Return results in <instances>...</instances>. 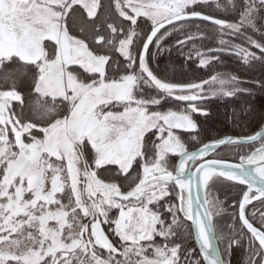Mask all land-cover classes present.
Instances as JSON below:
<instances>
[{"label":"snow or ice","instance_id":"obj_1","mask_svg":"<svg viewBox=\"0 0 264 264\" xmlns=\"http://www.w3.org/2000/svg\"><path fill=\"white\" fill-rule=\"evenodd\" d=\"M213 4L225 18L205 13ZM204 22L219 46L193 43L198 67L222 54L264 65V0H0L12 80L0 89V264H231L234 246L264 264V213L260 227L246 213L264 205V131L204 143L193 118L210 114L209 98L251 89L232 73L169 80L148 58L173 36L183 54ZM169 101L176 110H160ZM220 146L239 162L212 155ZM225 182L245 187L218 234Z\"/></svg>","mask_w":264,"mask_h":264},{"label":"trees","instance_id":"obj_2","mask_svg":"<svg viewBox=\"0 0 264 264\" xmlns=\"http://www.w3.org/2000/svg\"><path fill=\"white\" fill-rule=\"evenodd\" d=\"M224 3L225 0H221ZM206 14H212L216 18H225L226 13L223 11L219 14L214 13L212 10L204 9ZM206 28L207 32L201 38L196 39L194 42H189L183 49L181 54L180 47L175 44L176 37L169 38L166 44L165 51L157 55L154 59L149 55L151 61L150 66L157 72L158 75L165 77L169 80L182 81V82H199L202 79H208L216 73H232L242 81L241 87L251 89L249 93H237L235 96L229 98H209L204 102V106L210 112L209 115H196L193 117L199 125V137L202 142L207 143L212 140L221 139L225 136L246 137L255 134L264 124V87H260L256 81H264V65L259 62L253 63L251 67L245 65L243 61L232 54H222L219 60L212 62L209 66L198 67V60L194 57L188 59L189 50L195 43L200 51H206L208 48L216 47V38L211 36L209 29L212 26L206 24L201 25ZM200 37V36H199ZM257 39L259 37H256ZM180 39H184L183 36ZM171 46V50H167ZM118 56V54H117ZM122 59V58H120ZM7 85V84H6ZM17 87L20 91L26 92L27 89L23 83L18 84ZM207 85H205V88ZM7 88V87H6ZM3 88V89H6ZM176 108L177 105L171 101L164 103L162 108L168 109ZM26 113L31 116V109H26ZM252 134V135H253ZM182 138L187 141L189 133H181ZM154 139V137H153ZM190 150H194L201 145L187 144ZM245 149H249L246 147ZM171 162V161H170ZM176 161H174L175 163ZM112 168V167H109ZM108 176V173H101ZM124 183V181H121ZM219 193L226 194L231 197L227 202L234 203V196L239 192L240 186L233 187L232 182H225L217 186ZM225 195V196H226ZM259 207L264 209V205L259 204ZM251 209V210H250ZM253 207L246 208L248 218L251 216L250 211ZM251 220V219H250ZM255 224V222H253ZM191 241H189L190 243ZM191 246L193 244L191 243ZM238 254L241 248L235 247ZM243 254L239 256V263L243 264Z\"/></svg>","mask_w":264,"mask_h":264},{"label":"rangeland","instance_id":"obj_3","mask_svg":"<svg viewBox=\"0 0 264 264\" xmlns=\"http://www.w3.org/2000/svg\"><path fill=\"white\" fill-rule=\"evenodd\" d=\"M221 1V0H220ZM206 10H212L214 13H217V14H219V13H221L222 11L221 10H218V9H216V7H215V5L213 4V5H211L210 7H206L205 8ZM209 31V33H211L210 35L211 36H213L212 34L215 32V29L214 28H212V29H209L208 30ZM202 36H200V37H198V38H201ZM214 37V36H213ZM217 37V38H216ZM215 38H216V47H218L219 45H218V39L220 38V37H218V36H216ZM197 38V39H198ZM224 39H229V37H227V36H224L223 37ZM254 38H256V36H254ZM234 43H240V44H243L244 43V38H241V37H231L230 38ZM152 51L154 52L155 51V46L153 45L152 46ZM257 52H258V50H256ZM203 52V51H202ZM232 55H234V54H232ZM194 57H195V54H194ZM6 73H11V69H4V70H0V89H3V88H8L9 86H11V84H12V80L11 79H8L7 81H5V75H6ZM7 84V85H6ZM208 88V85H207V87L205 88V89H207ZM239 93H241V92H238V94ZM242 93H245V92H242ZM235 96V95H234ZM229 98V97H221V96H217V97H213V98ZM232 97V96H231ZM13 103H15V102H13ZM164 104V103H163ZM163 106V105H162ZM183 105H181V107H182ZM177 108V107H176ZM176 108H173V110H176ZM160 110H167V109H165V108H161ZM196 115H200V114H193V117H195ZM260 130V129H259ZM175 131H177V133L178 134H180L181 135V133H187V132H182L181 130H175ZM253 134V133H252ZM251 134V135H252ZM182 136V135H181ZM259 146V143L257 144V145H255L254 147H258ZM187 147H188V150L189 151H191L190 150V148H189V146L187 145ZM251 150H253V147L250 149H244V151L245 152H248V151H251ZM216 158H221V159H224V160H226V161H234V162H239V160H238V155L236 154V149H235V147H230V148H227V149H224V150H222V151H220V152H218L217 154H215L214 155ZM178 159V157L177 156H172L171 154H170V157H169V161H171L170 162V164H175L174 163V161H176ZM216 195H218V198L220 199V200H222L224 203H223V207L226 209V212L223 214V217L222 218H217L216 219V224L218 225V234H219V230H223L225 233L227 232V228L225 227V224H226V222L227 223H231V219H230V216H231V213L233 212V204L234 203H231V204H229L227 201L229 200V199H231V197L230 196H228V195H226V194H222L221 192L219 193H217ZM226 195V196H225ZM238 197H237V194L234 196V200L236 201V199H237ZM251 207H253V210L252 211H250L249 212V214H250V216H251V220H250V222H255V224H254V226H256V227H260V223H259V221H260V214L261 213H264V209H262V207H259V205H255V207L254 206H251ZM251 210V209H250ZM252 213H255V216L253 217V215H252ZM245 232H246V230H244ZM250 235V234H249ZM157 239H160L159 237H157ZM225 247V245L222 243V244H220V248H221V250L223 251V248ZM235 248V246L233 247V251H232V255H231V264H240L239 263V256L241 255V252H242V254H243V257H244V259H245V253H244V249L243 248H241V249H243V251L242 250H239V254H238V251H237V249H234ZM244 259L242 260L243 262H244ZM244 264V263H243Z\"/></svg>","mask_w":264,"mask_h":264},{"label":"water","instance_id":"obj_4","mask_svg":"<svg viewBox=\"0 0 264 264\" xmlns=\"http://www.w3.org/2000/svg\"><path fill=\"white\" fill-rule=\"evenodd\" d=\"M203 24H206V25H208V26H212L211 25V23L210 22H204ZM213 27V26H212ZM262 125H264V124H262ZM259 131H264V128H260V130ZM225 137H229V136H225ZM225 137H223V138H225ZM230 137H237V136H230ZM224 147H228V146H220L216 151H215V153H213L212 155H215L218 151H220V150H222ZM231 147V146H230ZM210 158H211V156H210ZM179 159V158H178ZM178 159H177V161H176V163H178ZM228 162H232V161H228ZM175 163V164H176ZM232 163H237V162H232ZM242 187H245V186H242ZM254 202H257V201H253L252 203H254ZM251 205V204H250ZM249 206V205H248ZM246 230V229H245ZM193 241V245L195 246V241L194 240H192ZM197 252H198V246H197ZM202 259V258H201Z\"/></svg>","mask_w":264,"mask_h":264},{"label":"flooded vegetation","instance_id":"obj_5","mask_svg":"<svg viewBox=\"0 0 264 264\" xmlns=\"http://www.w3.org/2000/svg\"><path fill=\"white\" fill-rule=\"evenodd\" d=\"M258 144V143H257ZM256 144V145H257ZM231 147H234V146H231ZM227 148H230V146H228V147H224L222 150H224V149H227ZM249 148L251 149L252 148V146H249ZM222 150H220V151H222ZM220 151H218V152H220ZM217 152V153H218ZM216 153V154H217ZM177 161V160H176ZM232 162H234V161H232ZM176 163V162H175ZM108 167H112V168H115V166H108ZM240 187H242V186H240ZM259 204H261L259 201H257V202H254V203H252L251 205H249V206H247L246 208H249V207H251V206H254L255 207V205L257 206V205H259ZM157 240H159V239H157ZM189 243V242H188ZM191 243L193 244V241L191 240V242L189 243V246H191ZM194 246V245H193Z\"/></svg>","mask_w":264,"mask_h":264}]
</instances>
